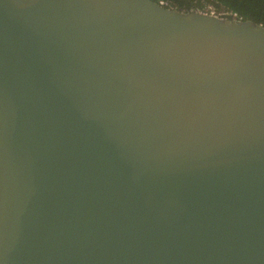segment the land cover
Returning <instances> with one entry per match:
<instances>
[{"label":"water","instance_id":"obj_1","mask_svg":"<svg viewBox=\"0 0 264 264\" xmlns=\"http://www.w3.org/2000/svg\"><path fill=\"white\" fill-rule=\"evenodd\" d=\"M0 264H264V25L0 0Z\"/></svg>","mask_w":264,"mask_h":264},{"label":"trees","instance_id":"obj_2","mask_svg":"<svg viewBox=\"0 0 264 264\" xmlns=\"http://www.w3.org/2000/svg\"><path fill=\"white\" fill-rule=\"evenodd\" d=\"M161 1V0H154ZM175 8L183 10H209L214 6L223 17L233 18L232 13L242 20H252L264 25V0H164Z\"/></svg>","mask_w":264,"mask_h":264},{"label":"built area","instance_id":"obj_3","mask_svg":"<svg viewBox=\"0 0 264 264\" xmlns=\"http://www.w3.org/2000/svg\"><path fill=\"white\" fill-rule=\"evenodd\" d=\"M158 3L161 4V5H163V6H166V7H173V6L169 5L167 3V1H164V0L158 1ZM195 10H197L199 12H210V13H213V14H216L218 16H222L223 17V15L221 13L215 12L214 9H209V10H199V9H195ZM232 17L233 18H236V19H240V18L237 17L236 13H232Z\"/></svg>","mask_w":264,"mask_h":264},{"label":"rangeland","instance_id":"obj_4","mask_svg":"<svg viewBox=\"0 0 264 264\" xmlns=\"http://www.w3.org/2000/svg\"><path fill=\"white\" fill-rule=\"evenodd\" d=\"M209 8H210V9H214V6L210 5Z\"/></svg>","mask_w":264,"mask_h":264}]
</instances>
